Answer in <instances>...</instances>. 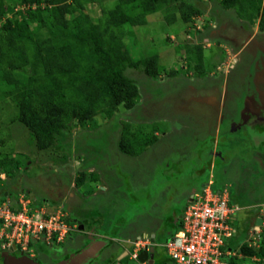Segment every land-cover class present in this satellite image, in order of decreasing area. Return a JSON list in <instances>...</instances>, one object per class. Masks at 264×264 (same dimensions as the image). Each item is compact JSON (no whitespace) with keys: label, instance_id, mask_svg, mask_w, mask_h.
<instances>
[{"label":"rangeland","instance_id":"1","mask_svg":"<svg viewBox=\"0 0 264 264\" xmlns=\"http://www.w3.org/2000/svg\"><path fill=\"white\" fill-rule=\"evenodd\" d=\"M206 1L211 10L194 18L192 24H186L180 19V15L177 20L170 22L165 16L164 11H159L148 15L146 23L127 27L131 32L126 35L124 41L130 56L133 60H141L151 55H157L158 68L161 71L159 76H148L143 66L138 68L128 67L126 74L137 83L140 90V98L135 107L127 109L121 106L111 118L101 114L96 116L93 121L84 124H79L74 120L71 123V127L66 131V137L46 150L37 147L35 137L31 131L22 122L17 120L18 108L14 101L10 98L2 99L0 97V158L4 155H8L17 159L20 164L19 172L14 175L15 177L17 176V180L13 176L16 180V184L20 185V187L17 189L10 188L12 186L9 185H11L14 179L12 178V180L5 175L4 179H7V181L0 180V191H3L2 188L7 189L10 194L9 198L17 201L19 198V190L20 194H24L25 192L28 194L27 188H30L33 182L31 177L36 178L35 184H38L41 189H44L49 188L50 185H52L51 183L59 185L58 183L61 181L64 182V185L75 183L76 177L79 175L80 171H86L87 173L89 171L90 173V169L94 168L98 172L100 170L101 174V170L104 171L105 175L110 176L109 178L112 176L115 181L117 179L119 182L118 188L120 191H118V199L116 198L118 203L111 206L110 204H105V206H103L105 213H107L106 218L109 227H112L111 223L114 221H119L122 225L125 224V227H132L142 225L150 216L156 218L157 212H152L149 208L150 196L147 194V187L154 191L158 186L159 188L163 186L162 182L163 184L166 183V166L164 165L169 162L173 163L176 156L181 154L178 148L183 144L189 145L188 147L191 149L197 148V150L199 149L198 151H200L201 147L204 145L202 142L207 140V144L205 145H207L206 150L209 152L205 154L203 151L206 157L205 159L211 158V150L214 149V143H212L214 140L213 137L208 136V131L205 130L198 133V135L200 134L201 141H197L195 137L198 135H195L193 130H187L185 132H183V130L181 132L174 131L172 130V123L170 121L173 118L180 117V119L187 121V124H193L194 121L198 120V117L201 116L199 112L196 113V111H194L195 113H189L188 116H184L175 113L174 108H171V103L174 100L177 101V103L180 101H187V98H184L183 94L186 91L190 92L191 86L200 84L201 86L208 87L214 84L215 81H209L212 78V74H219V70H223L224 72L229 70V63H231V58H229V56L233 55L234 57L235 55L233 46L230 43L222 41L220 37L217 38V35L211 38L212 24L216 23L215 20H219L216 18V11H214L218 7L216 5L218 2L216 0ZM17 2L19 4H17ZM17 2H9L13 5V10L8 12L7 17H15L18 9L27 8L24 4H20L21 0ZM117 2L118 0H104L103 4L108 8H113ZM213 8L215 9L213 10ZM88 9L92 10L93 15L99 16L100 7L98 4H91ZM260 18L261 14L258 15V17L256 16L254 21H251L250 26L257 28V23ZM205 37H210V41L214 46H212V48L203 49V64L198 70L195 65L197 64L196 60H199V58L195 51H188V49H190L191 44L194 43H191L192 38L199 41ZM217 43H223L224 47ZM219 66H221V68H219ZM202 70H205V76L200 74ZM223 79L224 77L221 76L219 81H223ZM177 107L179 108V106ZM178 112L181 113V111ZM168 115L170 117H168ZM153 121L155 122L151 124ZM211 121L212 120H209L208 124H211ZM126 122L131 124L134 131H154L158 140L159 136L157 133L163 137V134L167 132L168 136L163 139L165 142L160 141L157 146H155L156 144H150L144 147L143 142H139L137 149L140 154H127L121 152L122 149L119 146L122 129ZM217 125H220V123H217ZM207 127L209 128L211 125ZM213 128L214 131H216V134H213V136L219 137L218 127L216 128L214 125ZM187 129L192 128L190 127ZM225 129L226 130L220 135V146L215 143L216 147L218 146L221 148V143L226 142L228 147L224 146L223 148L226 150L225 155L229 152L235 153V146H233L232 143L237 141L239 144L242 143L240 144V151L250 152V144L247 142L249 141L248 137L244 136L240 130L231 132L228 128ZM141 135L143 136V134ZM139 137L142 138L140 134ZM141 146H143V150ZM150 148H157V150H152L150 152ZM154 151L157 153L155 157ZM244 157L246 158V156ZM156 159L160 160L155 161ZM250 160L253 162L252 158ZM250 160L244 161L245 168L241 166V168L245 170H243L244 176L253 184V181H256V184H258L257 190L263 192L264 179L255 178V169L252 168L253 164ZM134 161L139 163L135 164ZM239 161L240 160H236L233 162L234 165L239 164ZM256 165H258L257 161ZM185 166L186 163L184 164V167ZM139 167L141 170L138 172ZM185 168L188 170H184L182 179L187 180L189 174L195 171V167L186 166ZM219 169L220 167L218 165L213 172L211 169H208L203 174V178L206 180L205 182H209L213 175L214 179L217 181L214 185L215 188L221 187L222 185V177ZM225 171L227 172V170ZM137 172L141 174L140 178L144 180L145 184H143L142 181H136L135 175L137 176ZM89 180L79 187L80 192L84 195L90 194V189H95V187L90 185V183L93 182H89ZM172 181L175 184V188L181 185L176 179ZM150 182L152 183L150 184ZM95 183L97 184V181ZM136 185L139 186V188L135 187ZM198 187L199 189L201 188V186ZM246 187L249 188V186ZM25 188L26 191L23 190ZM73 188L74 187H71V190ZM42 197L44 196L40 194L37 195L35 200L36 204L45 203ZM122 198H125V200H122ZM128 199L131 201L126 202ZM120 200L122 203H120ZM59 204L62 203L59 202ZM57 205L58 202L57 204L49 205L48 208L50 210H55ZM62 207L67 210L64 205ZM108 210L112 211L111 216L109 215L111 212ZM242 213L243 210H241L240 215ZM242 216L243 214L241 217ZM93 217H95V215ZM241 217H238L235 223V226L238 228V234L236 238L233 239V247L237 246L240 241L244 243L248 239V231L245 226L246 222L242 220ZM117 227L118 225L115 224L114 229ZM119 231L118 229L114 232V235H123V232L121 233V231ZM238 240L240 241L238 242ZM40 244L42 245V242H39L38 247ZM65 244H62V246ZM33 247H36V243ZM124 264H141V262L131 259L128 263ZM154 264H162L161 258H157ZM244 264L258 263L252 260V258H249L244 260Z\"/></svg>","mask_w":264,"mask_h":264},{"label":"trees","instance_id":"2","mask_svg":"<svg viewBox=\"0 0 264 264\" xmlns=\"http://www.w3.org/2000/svg\"><path fill=\"white\" fill-rule=\"evenodd\" d=\"M10 1L18 0H0V97L14 101L17 120L31 131L42 150L65 138L74 120L84 124L101 114L111 118L121 106L134 108L140 90L126 74L128 67L143 66L148 76H159L157 55L141 60L130 56L124 41L131 32L127 27L144 24L148 15L159 11H164L170 22L180 15L186 24H192L209 8L205 0H118L113 8L106 7L104 0H21L27 8L7 17L13 10ZM216 1L220 9L234 10L245 20L254 21L261 14L264 28V0ZM91 4L99 5V16L88 9ZM203 49L201 43H193L188 49L199 58L195 65L198 70L203 64ZM200 74L205 76V70ZM157 139L154 131H134L126 122L119 146L122 152L138 155L139 142L146 147ZM18 162L4 155L0 174L12 179L19 172ZM91 178L98 179V174L80 171L76 184L81 187L89 179L92 182ZM2 189L1 199L10 197L6 196L7 189ZM169 225L170 233L162 238L165 242L180 228L181 221L172 227L169 220ZM228 245L234 248L233 237ZM240 248L242 256L227 257V264H244L254 255L264 257V236L259 247L246 241Z\"/></svg>","mask_w":264,"mask_h":264},{"label":"flooded vegetation","instance_id":"3","mask_svg":"<svg viewBox=\"0 0 264 264\" xmlns=\"http://www.w3.org/2000/svg\"><path fill=\"white\" fill-rule=\"evenodd\" d=\"M209 10L211 9L208 8ZM214 11H216V18L219 20H215L216 23L212 24L211 34L210 32L209 34L211 38L217 35V38L220 37L222 41L230 43L233 46L235 55L229 64V70L225 72L219 70V74H212V78L209 81L215 82L209 85L211 87L197 84L198 86H191V91H186L183 95L184 98H187L188 102H193L194 111L212 120L215 127H218L219 139L217 140V144L219 146L220 135L226 130L225 128H228L231 132L240 130L244 136L248 137L249 141L247 142L250 144L251 150L249 149L250 152L240 151V144L242 143L239 144L235 141L232 143L235 146V153L229 152L225 155L226 150L223 148L224 146L228 147V144L222 142V150L218 146L215 147V150H211V161L205 159L204 170L205 172L208 169L213 171L219 165L221 173L223 168L232 167L233 162L240 158L244 161L252 158L253 161H257L258 167L261 170L264 167V28H261V19L257 23L258 27L255 28L250 26L251 21L239 18L234 10L226 12L218 6ZM218 45L224 46L223 43H219ZM221 76L224 77L223 81H219ZM217 123H220V125H217ZM205 144L201 147L200 151H204L206 154L209 151L206 150L207 145ZM241 154H244L246 158L241 156ZM32 181L30 185L32 190L28 189L30 195L37 197L40 194L44 196L42 197L44 200H51L52 198V200H56L57 195L54 197V187L41 189L38 184L34 183V180ZM231 192H233V189ZM68 203H64V205L70 211L72 220L76 221L77 219L81 221L78 216L75 217L78 211L75 212L74 209H83L77 207V203L75 204L73 200L69 199ZM71 204H74V209L71 208ZM161 222V226L158 229H154L151 235L147 236L151 244L148 251L153 246V234H156V246L154 258L152 260L149 258L145 264H154L157 258H161L162 264L167 263L168 254L164 246L165 241L162 238L167 236L170 230L166 220ZM77 224L78 230L74 231L64 243L47 245L39 240L35 242L36 247H34L35 249L32 253L24 251L16 245L5 249L2 247L0 241V264L62 263L86 247L91 242L89 236L94 235L85 231L82 221ZM81 226H83L82 230L80 229ZM123 236L121 238L111 236L110 246L101 250L100 255L88 264H124L134 259L131 257L133 248L132 239L128 240L125 235ZM136 236L140 237L139 235ZM115 238L118 240H115ZM39 242H42V245L40 244L38 247ZM62 244L65 245L62 246ZM122 249L123 251L121 252L120 250ZM121 255L123 256L119 257ZM126 258L127 261H124Z\"/></svg>","mask_w":264,"mask_h":264},{"label":"crops","instance_id":"4","mask_svg":"<svg viewBox=\"0 0 264 264\" xmlns=\"http://www.w3.org/2000/svg\"><path fill=\"white\" fill-rule=\"evenodd\" d=\"M191 42L192 43L193 42L194 43L199 42V43L203 44L205 49L212 48V46H214L212 44V42L210 41L209 37H205L199 41L197 39L192 38ZM229 58H231L230 60L232 61L233 55L229 56ZM226 66H227V64H226ZM219 68H221V66H219ZM171 102H172V100H171ZM192 103H193L192 101L188 102V100L187 101H180L177 103V101L174 100L171 103L172 104L171 108H174L175 113H178V114H181L184 116L185 115L188 116L189 113H195L193 110L194 105H192ZM177 106H179V108ZM178 111H181V113ZM199 115H201V116H199L198 120L194 121L193 124L192 123L187 124V121L180 119V117L175 116L177 118H175V119L173 118L172 120H170L172 123V130L179 131V132H181L182 130H183V132H185L187 130H189V131L193 130L195 135H198V133H201V132L206 130V131H208V136L213 137L214 141L213 142L211 141V142L214 143V145H213L214 149L213 150H215V147H216L215 143L217 144V140L219 137L213 136V134H216V131H214V128H213L214 122L211 121V124H208L209 119L203 117L202 114H199ZM168 117H170V116L168 115ZM169 119H171V118H169ZM146 122H149V121H146ZM154 122L155 121L151 122V124ZM208 125H212V126L208 128L207 127ZM190 127L192 129H187ZM169 132H171V131H169ZM157 134L159 136V140L157 139V141H155L153 143V144H156L155 146H157L158 143H160V141L165 142V140L163 141V139L166 136H168L167 132L165 134H163V137L159 133H157ZM199 135L197 137H195L197 139V141H201ZM206 142H207V140L203 141L202 143L205 144ZM182 145L180 146V148H178L181 151V154L176 156V159L173 160V163L169 162V163L164 165V166H166V169L164 168L165 174L167 176L166 183L163 184V182H162L163 186L161 188H159V186H158L154 191L151 190L149 187H147L148 188L147 194H148V196H150L149 197L150 198V207L149 208L151 209L152 212L153 211L157 212V216L159 218L157 216H156V218L155 217L152 218L150 216L148 219L145 220V222L142 225L132 226V227H127V226L125 227V224L122 225L121 222H119V221L115 222L114 221L111 223L113 228L109 227L107 225V218H106L107 213H105L103 206H105V204H110V206H111L113 204L118 203L116 201V198L119 195L118 191H120V189L118 188L119 182L117 181V179L115 181L112 178V176H111V178H109L110 176L105 175L104 171L101 170V172H102V174H101L100 170L98 172L94 168L90 169L91 170L90 173L88 171L89 175L95 174V173L98 174V179L93 181V179L91 178L92 182H93V187H95V189L92 193L87 194V195L82 194L80 192L79 187L76 184V181H75V183H72L70 185H68V184L64 185L63 181L58 183L59 185H56V183L50 182L52 184V185H50V187H54V189H55L54 195H57V198H56V200H52L53 199L52 198L51 200H49V202L52 201L53 203H57V202L59 203L60 202V203L69 204L68 200L69 199L73 200L75 202V204L77 203L76 204L77 207L83 209V210H76L73 207L74 204H71V208H73L75 212L78 211V212H76L75 217L78 216L81 219L83 225L85 226V231L87 233H91L92 230H94L93 234L96 237H98L99 239H102V238L103 239H105V238L110 239L111 236L121 238V237H124L123 235H125L126 238H128V240H129V239L137 238L138 236H136V235L148 236V235H151V232L154 229H156V228L158 229V227L161 226V223H162L161 221L166 220V219H167L166 222L168 224H169V220H171L172 221V227H174L176 225V223H178L180 221L183 210H184L185 206L187 205L191 195H193V193L198 191V189H199L198 186H201V188L199 189V191H200L203 188V186L207 183V182H205L206 180L203 178V174L205 173V170H204L205 155H204V153L202 151H198L199 149L197 150V148L191 149L190 147H188L189 145H183V146ZM197 145H199V144H197ZM168 147H169V145H168ZM150 149H151L150 152L152 150H157V148H150ZM155 155L157 156L156 151H154V157H155ZM241 156L244 157L245 155L241 154ZM159 160L160 159H156L155 161H159ZM209 160L211 161V158H209ZM238 160H240L239 164H237V165L233 164L232 167L230 166V167H226V168L222 169V172H223V173L221 172L222 173L221 174L222 185H221V187L219 186L216 189L219 190V189H223L225 187H228L230 189V192L233 189V192H231V194H230V200L232 203H235V204H238L239 206H241L240 210L233 216L234 223H236L237 218L241 217V215L243 214L241 219L245 220V222H246L245 226H246L247 231H248V239L247 240H249L250 230H252L254 227L259 225V224H257V219L259 217H261L263 214L261 211V208L264 207V190H263V192H259L257 190L258 184H256V181H253L254 182V184H253L252 182H250L247 179L246 176H244V173H243V170H244L243 168H245L244 167L245 166L244 160L241 158ZM249 160L250 159H247V161H249ZM134 162H135V164L139 163L137 161H134ZM185 163H186V166L195 167V171L191 172L189 174V178L187 180L182 179L183 172L186 169L185 168L186 166L184 167ZM252 164H253V167L252 166L251 167L256 170V171L254 170V173L256 174L255 178L256 179H264V167L260 171L259 167L257 168L258 165H256L255 161H253ZM241 166L243 168H241ZM140 170L141 169L139 167L138 172ZM186 170H188V169H186ZM225 170H227V172ZM138 172L136 173L137 176L135 175L136 181L137 182L142 181L143 184H145L144 180L140 178L141 174H138ZM142 175H144V174H142ZM31 179L34 180V183H36V180H35L36 178L31 177ZM171 179L174 181L176 179V181H178L181 185L179 187L175 188V184ZM211 180H213V183H214L213 186H214L217 181L214 179L213 175L211 177ZM96 181H97V184L95 183ZM151 183L152 182H150V184ZM10 186H12L11 188H16V189L20 187V185H17L16 183H14ZM246 186H249V188H247ZM71 187H74V188L71 190ZM135 187L139 188V186H137V185ZM28 189L32 190L31 188H27V190ZM23 190H26V188ZM117 192H118V194H117ZM19 194H20V190H19ZM7 195H9L8 191H6V196ZM19 197H20V195H19ZM33 197H35V196H33ZM122 200H125V198H122ZM128 201H131V200H129V199L126 200V202H128ZM120 203H122L121 200H120ZM241 210H243V213L240 215ZM108 211L111 212V213H109V215L111 216L112 211L111 210H108ZM94 215H95V217H93ZM113 218H114V216H113ZM113 218H111V219H113ZM115 224L118 225L117 228L121 231V233L123 232V235H119V236L114 235L115 234L114 232H116L118 230L117 228L114 229ZM128 234H130V235H128ZM237 234H238V228H237V233L235 234L233 239L236 238ZM115 240H118V239L115 238ZM239 241L240 240H238V242ZM242 243H243V241H240L238 243V245L235 246L234 248L241 250L240 244H242ZM101 250H103V249L101 248ZM120 251L122 252L123 249ZM122 256L123 255H121L119 257H122ZM80 264H82V262Z\"/></svg>","mask_w":264,"mask_h":264},{"label":"built area","instance_id":"5","mask_svg":"<svg viewBox=\"0 0 264 264\" xmlns=\"http://www.w3.org/2000/svg\"><path fill=\"white\" fill-rule=\"evenodd\" d=\"M5 178V174H0ZM213 180L191 197L181 216V226L164 244L169 263L166 264H227L229 256H242L237 248L228 245L237 233L233 216L240 210L230 200V189H216ZM48 204L38 205L26 193L18 201L0 200V241L5 249L16 245L24 251L33 252L34 243L47 245L64 243L78 224L62 206L50 210ZM263 223L250 230L247 240L250 246L259 247L264 236V207L261 208ZM131 257L138 259L150 244L147 236L133 241ZM264 264V257H251ZM146 262H143L145 264Z\"/></svg>","mask_w":264,"mask_h":264},{"label":"water","instance_id":"6","mask_svg":"<svg viewBox=\"0 0 264 264\" xmlns=\"http://www.w3.org/2000/svg\"><path fill=\"white\" fill-rule=\"evenodd\" d=\"M189 202H191V199L189 200ZM76 222L80 223L81 221L76 219ZM262 223H263V219L259 217L257 219V224L261 225ZM80 229L82 230L83 226H81ZM93 232L94 230H92L91 233ZM89 239H91V242L86 247H84L82 250H80L79 252L71 256L70 258L64 260L60 264H80L81 262L82 264L83 263L88 264L90 261H92L94 258L100 255L101 248L106 249L111 244V241H110L111 238L110 239H106V238L97 239L94 235H90ZM152 241L154 244L151 247V249L149 251L144 250L140 253L139 258H138L140 262H146L149 260V258L150 260L154 258V252H155V246H156V235L155 234L152 236ZM124 261H127V258L124 259ZM14 264H17V263H14Z\"/></svg>","mask_w":264,"mask_h":264},{"label":"clouds","instance_id":"7","mask_svg":"<svg viewBox=\"0 0 264 264\" xmlns=\"http://www.w3.org/2000/svg\"><path fill=\"white\" fill-rule=\"evenodd\" d=\"M208 183V182H207ZM206 183V184H207ZM26 191V190H25ZM198 192V191H197ZM26 193V192H25ZM196 193V192H195ZM195 193H193V195L195 194ZM19 195H21V194H19ZM27 195H29V196H31L34 200H36V197H33L32 195H30L29 193L27 194ZM8 196V195H7ZM191 197H192V195H191ZM191 197L189 198V200L191 199ZM20 198V197H19ZM19 198H18V200H19ZM2 200V199H1ZM4 200H11V201H13V202H16V201H14V200H12L11 198H7V199H4ZM4 200H2V201H4ZM17 200V201H18ZM45 201V203H43V204H39V205H44V204H48V205H51V204H57V203H53L52 201L51 202H49V200H44ZM189 202V201H188ZM64 205V203H62V204H59L58 203V205H57V208L59 207V206H63ZM65 206V205H64ZM241 207V206H240ZM68 210V209H67ZM69 211V210H68ZM69 214H70V211H69ZM70 217H71V215H70ZM262 218V217H261ZM72 219V218H71ZM263 219V218H262ZM180 221H181V219H180ZM76 222V221H75ZM76 223H78V222H76ZM262 225V224H261ZM149 236V235H148ZM140 237H143V236H140ZM139 237H137V238H135V239H132V242L134 241V240H136V239H138ZM154 244V243H153ZM133 248H134V243H133ZM133 248H132V250H133ZM132 252V251H131ZM141 263H143V262H141Z\"/></svg>","mask_w":264,"mask_h":264}]
</instances>
